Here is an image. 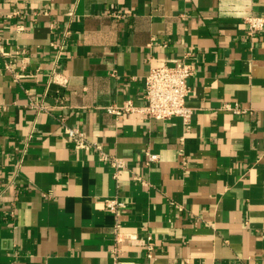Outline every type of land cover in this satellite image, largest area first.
Here are the masks:
<instances>
[{"label": "crops", "instance_id": "obj_1", "mask_svg": "<svg viewBox=\"0 0 264 264\" xmlns=\"http://www.w3.org/2000/svg\"><path fill=\"white\" fill-rule=\"evenodd\" d=\"M254 14L264 0H0V264H264ZM53 41L65 48L64 85L49 83ZM181 60L195 66L189 123L107 112L143 105L150 68ZM68 126L126 160L119 184ZM146 148L160 160L146 165ZM114 197L125 203L117 214L106 206Z\"/></svg>", "mask_w": 264, "mask_h": 264}, {"label": "built area", "instance_id": "obj_2", "mask_svg": "<svg viewBox=\"0 0 264 264\" xmlns=\"http://www.w3.org/2000/svg\"><path fill=\"white\" fill-rule=\"evenodd\" d=\"M107 14L120 18L123 12L109 8ZM248 24L247 33L253 37L257 32L264 30V14H254L246 18ZM55 49L54 67L51 71L49 83H57L64 85L67 83V75L57 69V65L62 57L65 56V48L63 43L53 41ZM0 53L6 54L0 47ZM195 66L185 60L178 61L176 64H164L160 66H152L146 76L144 100L145 103L141 106L136 105L133 100L127 99L122 104L112 103L106 106L107 112L116 116L122 117L129 112H143L157 120L169 119L173 116L182 117L185 123H189L193 117V108L188 103V95L191 91L188 83L189 77L194 73ZM34 106L46 109L47 106L42 103L31 102ZM235 111H242L238 104L231 106L226 105ZM66 133L72 144L76 148L90 150L92 148L99 150L101 158L108 160L114 168V178L119 184L127 169V162L124 158L111 154L103 149L100 142L92 140L87 132L79 126L66 127ZM160 160V154L153 152L150 148L145 149V164L149 165ZM139 178V176H136ZM125 205L124 201L117 197L106 200V206L116 214L119 209ZM120 225L118 224L117 227ZM117 240L119 239V231L116 232ZM151 240V234L148 235ZM148 256H153V245L151 242L147 244ZM115 258H118V247L113 250Z\"/></svg>", "mask_w": 264, "mask_h": 264}]
</instances>
